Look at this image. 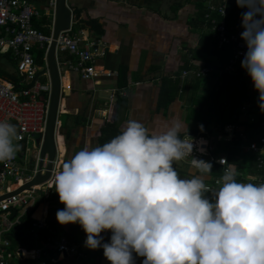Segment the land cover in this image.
Masks as SVG:
<instances>
[{
    "label": "clouds",
    "instance_id": "obj_1",
    "mask_svg": "<svg viewBox=\"0 0 264 264\" xmlns=\"http://www.w3.org/2000/svg\"><path fill=\"white\" fill-rule=\"evenodd\" d=\"M241 39L247 51L241 67L258 92L264 113V0H236ZM203 131V125H200ZM187 124L173 121L155 132L129 119L102 146L85 145L62 163L53 187L63 209L61 225L78 223L84 246L103 248L111 264H264V183L238 182L229 165L212 188L205 183L213 164L193 157ZM17 126L0 120V162L21 150ZM191 178L175 168L188 157ZM227 161L221 158L220 163ZM111 231L102 242V232Z\"/></svg>",
    "mask_w": 264,
    "mask_h": 264
},
{
    "label": "built area",
    "instance_id": "obj_2",
    "mask_svg": "<svg viewBox=\"0 0 264 264\" xmlns=\"http://www.w3.org/2000/svg\"><path fill=\"white\" fill-rule=\"evenodd\" d=\"M230 0H207L208 13H216L218 16L212 21L214 32L218 35L219 46L235 43L236 48L226 70L235 71L238 62L243 59L247 51L246 43L241 39V32L244 30L241 22L234 25L230 34L227 33V7ZM57 0H47V8L44 11L30 0H0V53L10 52L16 63V81L0 76V120H7L17 126L22 145L21 150L11 161L0 162V196L16 190L25 182L33 179L39 172V161L41 145L45 136L51 93V79L48 67V47L46 50L45 65H39L34 56L35 47L44 48L46 43L49 46L51 37L46 36L41 30L35 27L34 19L42 15L53 16L55 21ZM247 11L242 8V12ZM210 17V15H208ZM88 38L85 31L74 32L73 21L70 29L63 31L57 40V52H69L73 59L66 60L65 65L69 69L77 71L84 79L96 78L99 75L112 76L114 72L99 69L96 58L106 53L101 42L84 44ZM60 68V66H59ZM212 70V66L204 65L200 69H184L181 73L182 81L188 79L190 74L205 76ZM47 76L48 81L42 80ZM126 95V92H121ZM250 103L243 105V111L248 112ZM255 117L252 115L251 120ZM61 122L59 120V126ZM264 127V122L262 123ZM228 139L235 137H246L245 133L236 132L234 124L225 127ZM40 138L41 145L37 139ZM203 138V137H201ZM206 138V137H205ZM208 140V139H207ZM197 146L205 152L194 148L193 157L204 159L212 163L216 162L222 166L223 172L226 167L232 165L227 156L216 155L211 151V144L208 140ZM39 148L37 166L35 162L30 166L29 155L32 148ZM249 153L259 154V166L264 162V133L258 140H254L244 146ZM211 153V154H210ZM221 158L227 162L220 163ZM192 157L182 161L189 166ZM60 163L59 158L54 164L51 178L36 189H25L20 193L5 197L0 200V264H64L69 258L83 260L90 256L89 249L84 244L71 241L67 236L59 234L48 220V207L43 205L41 217H35L34 213L40 205L48 203L54 191L53 182L56 173V164ZM45 172V169H43ZM221 178V177H220ZM206 183L212 188L217 187L216 181ZM240 182H251L254 184L264 183V177L259 175H245ZM39 204L33 212L37 202ZM15 216L12 217V214ZM29 214L35 220L32 226V233L37 239V245L30 247L22 245L13 247L10 239L6 236L16 224L20 223L21 216ZM38 240L41 244H38Z\"/></svg>",
    "mask_w": 264,
    "mask_h": 264
},
{
    "label": "crops",
    "instance_id": "obj_3",
    "mask_svg": "<svg viewBox=\"0 0 264 264\" xmlns=\"http://www.w3.org/2000/svg\"><path fill=\"white\" fill-rule=\"evenodd\" d=\"M30 1L36 5L44 3V8L38 6L41 11L47 8V0ZM75 6V9L81 11L82 18L98 19L103 24L106 30L104 36L94 41L89 29L82 22L74 20L73 15L74 32L84 30L85 37L88 38L84 44L101 42L105 47L106 53L96 58L98 68L110 70L114 75L84 79L79 72L64 64L66 60L73 59V56L69 52H57L62 80L58 126L59 120L61 125L65 122L66 126L61 129L63 135L58 134L65 145L62 154L58 147L59 162H62L63 156L65 162L85 145L98 146L100 129L108 117L115 119L121 129L129 119L137 120L155 132H160L173 121L187 124V128H190L192 124L187 117L191 90L186 87L187 80L182 81L183 92L168 109L158 106V98L162 75L182 68L188 48L197 46L200 34L205 29L190 24V20L197 13L193 0H77ZM61 53L63 58H60ZM194 64L202 66L203 62L195 61ZM120 65L128 66V81L122 87L118 82ZM0 66L9 69L2 59ZM44 78L49 80L47 76ZM234 84L238 86L237 81ZM121 92H126V95ZM200 93H203V88ZM67 131L71 133L70 139H66L64 134ZM185 139H193V142L196 140L189 136ZM178 166L176 164L175 168ZM181 167L189 173L192 172L189 166ZM42 205L48 207L49 222H57L58 225L54 226L56 232L71 240L70 236L76 234L79 224L61 225L53 216L54 205L59 210L65 207L64 204L50 198L48 203ZM101 235L104 237L102 242L110 241V230L102 232ZM89 253L90 257L85 264H111L104 257L103 248L89 249ZM133 255L135 264H142L144 258L136 256L135 253ZM64 264L84 262L69 258Z\"/></svg>",
    "mask_w": 264,
    "mask_h": 264
},
{
    "label": "trees",
    "instance_id": "obj_4",
    "mask_svg": "<svg viewBox=\"0 0 264 264\" xmlns=\"http://www.w3.org/2000/svg\"><path fill=\"white\" fill-rule=\"evenodd\" d=\"M206 0H193L197 7V13L194 18L190 20L191 25L200 26L205 28L200 34L198 44L194 48H188V52L185 55V64L178 71L171 74L162 75L161 86L158 98V106L160 108L168 109L169 106L180 96L183 92L184 86L182 84L181 73L184 69H200L204 65L212 66V70L205 76H196L190 74L187 79L191 92L189 94L190 109L188 117L190 120H194L195 124L188 128V131H184L181 134V138L185 139L187 136L191 138H198L205 136L210 139L211 151L216 155H225L228 161L237 169V180L241 181V178L245 175H259L264 177V162L259 166V154L249 153L245 150L244 146L248 143L258 140L260 135L264 133V113H262L258 107V92L254 89L251 77L247 74L246 70L241 67V61L238 62L235 71H227V65L233 57L236 44L228 43L219 46L218 35L214 32L212 21L218 16L216 13H208ZM242 8L238 7L236 0H230L227 7V33L230 34L235 24L241 22ZM210 15V17H208ZM74 20L83 23L84 27L89 29L90 35L94 38V41L100 40L106 30L103 24L94 18H82L81 11L79 9L74 10ZM34 25L41 30L46 36L51 37L53 18L48 15H42L40 18L34 19ZM48 44L44 48L35 47L34 51L37 52L36 62L40 65H45V54ZM6 59L14 68L16 63L10 52L0 53V60ZM195 61L203 62L202 66L194 64ZM196 66V68H195ZM16 70V69H15ZM118 82L119 85L126 86L128 81V66L120 65L118 70ZM0 75L16 81L18 79L17 74L8 68L0 66ZM203 79L207 80L203 93H200ZM44 81L45 78L43 79ZM237 81L239 87L234 84ZM226 82V83H225ZM231 82L233 84H231ZM242 83V86L241 84ZM250 103L251 108L248 112L243 111V105ZM252 115L255 117L251 120ZM228 124H234L236 126V132H242L246 134V137H235L234 139H228V133L225 132V127ZM200 125H203L204 130H200ZM66 128L65 122L61 125V129ZM120 126L115 119H109L104 121L100 133L97 138L98 146H102L106 142H109L112 138L120 133ZM66 139H70L71 133L67 131L64 133ZM203 139V138H201ZM212 172L208 174L209 177H221L223 175V168L218 163L214 162ZM181 178H191V173L183 170L179 165L176 169ZM214 179H205V183H213ZM51 200H59L58 193L53 191ZM35 206L33 212L36 210ZM42 205L34 213L35 217H40L42 213ZM15 211L12 217L15 216ZM35 220L29 214L21 216L20 223L16 224L11 232H8L6 236L10 239L13 247H19L22 245L33 247L37 245V239L32 233V226ZM51 225L54 227L57 224L55 221H51ZM86 233L82 227L77 226L76 234ZM70 236L72 241L84 244L85 240L79 241L77 236ZM38 244L41 242L38 240ZM90 257V256H89ZM83 259L84 264L88 258Z\"/></svg>",
    "mask_w": 264,
    "mask_h": 264
},
{
    "label": "water",
    "instance_id": "obj_5",
    "mask_svg": "<svg viewBox=\"0 0 264 264\" xmlns=\"http://www.w3.org/2000/svg\"><path fill=\"white\" fill-rule=\"evenodd\" d=\"M77 0H57L55 21L52 28L51 40L48 46V67L51 78V93L48 123L45 136L41 145L40 138L37 139L41 145L39 172L36 176L19 186L16 190L0 196V200L22 192L25 189H36L34 186L41 185L48 181L52 176V170L56 160L59 158L58 148V118L60 101L62 98L61 72L57 60V40L63 31L70 29L73 21L74 10ZM47 160V162H46ZM45 169V172H43Z\"/></svg>",
    "mask_w": 264,
    "mask_h": 264
},
{
    "label": "rangeland",
    "instance_id": "obj_6",
    "mask_svg": "<svg viewBox=\"0 0 264 264\" xmlns=\"http://www.w3.org/2000/svg\"><path fill=\"white\" fill-rule=\"evenodd\" d=\"M37 6H39V7H41V8H44V3H38L37 4ZM44 11V10H43ZM53 17V16H52ZM77 28V27H76ZM36 55H37V52L36 51H34V56H35V58H36ZM62 57V53L60 54V58ZM63 58V57H62ZM3 62L6 64V65H8V67H9V69L11 70V71H13V72H15V74H16V70H15V68H14V66H12L11 64L9 65V63H8V61L6 60V59H3ZM38 63V62H37ZM40 65V64H39ZM44 79V77H42V80ZM203 82H204V84H202V87H201V89L203 88V90H204V87H205V84L207 83V80L206 79H203ZM226 83V82H225ZM241 84V86H242V83H240ZM238 87H239V85H238ZM60 118H61V116H60ZM189 121H190V124H192V126L195 124V122H194V120H190L189 119ZM59 133H61V135H63V133H62V130H61V128H59L58 127V134ZM202 137H204L203 139H205L206 140V142H208V140H209V142H210V139L209 138H205V136H202ZM196 140H194V144H197L198 143V139H200L201 140V137H198V138H195ZM208 139V140H207ZM205 140H201L200 141V144L199 145H201V144H203V143H205V142H203V141H205ZM210 144H211V142H210ZM38 153H39V148L37 149V148H32V152L30 153V155H29V163H30V166L35 162V164H36V166H37V156H38ZM211 154V153H210ZM65 155V154H64ZM63 159H64V156H63ZM63 159H62V162L61 163H58V164H56V172L57 171H59L60 170V166L62 165V163H63ZM46 162H47V160H46ZM177 165H180V166H184V163H182V162H179V163H177ZM41 206V205H40ZM43 206V205H42ZM56 212H57V209H56V207H55V205H54V207H53V216L55 217V219H56ZM63 233H66V232H64V230L62 231ZM76 236H77V238L79 239V241H82V240H85L86 239V235H83V234H76Z\"/></svg>",
    "mask_w": 264,
    "mask_h": 264
},
{
    "label": "bare ground",
    "instance_id": "obj_7",
    "mask_svg": "<svg viewBox=\"0 0 264 264\" xmlns=\"http://www.w3.org/2000/svg\"><path fill=\"white\" fill-rule=\"evenodd\" d=\"M58 147H60V153L61 154L64 153L65 145H64V142H63V138L61 136H59V135H58Z\"/></svg>",
    "mask_w": 264,
    "mask_h": 264
},
{
    "label": "flooded vegetation",
    "instance_id": "obj_8",
    "mask_svg": "<svg viewBox=\"0 0 264 264\" xmlns=\"http://www.w3.org/2000/svg\"><path fill=\"white\" fill-rule=\"evenodd\" d=\"M69 159V158H68Z\"/></svg>",
    "mask_w": 264,
    "mask_h": 264
}]
</instances>
